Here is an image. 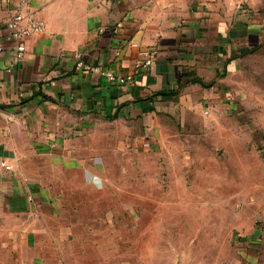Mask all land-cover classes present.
I'll return each mask as SVG.
<instances>
[{"label":"crops","instance_id":"0c3cea01","mask_svg":"<svg viewBox=\"0 0 264 264\" xmlns=\"http://www.w3.org/2000/svg\"><path fill=\"white\" fill-rule=\"evenodd\" d=\"M19 2L0 0V161L12 167L0 168V264L58 263L37 241L52 200L42 161L55 168L97 123L144 142L195 105L264 122V0H31L23 11L45 29L22 55L7 27ZM79 58L134 80L79 73Z\"/></svg>","mask_w":264,"mask_h":264},{"label":"rangeland","instance_id":"374dc122","mask_svg":"<svg viewBox=\"0 0 264 264\" xmlns=\"http://www.w3.org/2000/svg\"><path fill=\"white\" fill-rule=\"evenodd\" d=\"M208 108L189 107L183 118L174 111L177 119L144 142L123 137V123H97L55 168L42 161L52 195L37 225L45 258L264 264L255 201L264 198V122L228 109L205 114Z\"/></svg>","mask_w":264,"mask_h":264},{"label":"built area","instance_id":"2783aa9c","mask_svg":"<svg viewBox=\"0 0 264 264\" xmlns=\"http://www.w3.org/2000/svg\"><path fill=\"white\" fill-rule=\"evenodd\" d=\"M31 0H20L15 12L9 17L7 20V27L11 32V35L14 39L19 41V45L17 47L18 52L22 55L25 51V39L32 36L36 32L43 31L45 29V23L41 20H36L30 15H26L23 11V7L26 6ZM53 1V0H52ZM26 21V22H25ZM25 22V23H24ZM122 25L118 24L117 27L120 28ZM137 45V44H133ZM3 50V45L0 43V52ZM79 57V56H78ZM153 54L149 55V57L138 67V69L146 68L150 66L153 62ZM76 71L79 73H84L88 71H93L103 75L109 82L124 84L127 82H131L134 80L132 76L129 77H121L118 74L114 73V71L107 69L101 65L98 66H90L85 63L81 58L77 60L76 63ZM0 168H5L10 170L12 167L6 161H0Z\"/></svg>","mask_w":264,"mask_h":264}]
</instances>
